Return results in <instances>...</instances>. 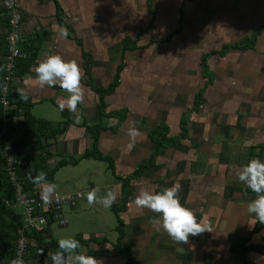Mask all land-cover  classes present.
Returning <instances> with one entry per match:
<instances>
[{"label":"crops","instance_id":"0c3cea01","mask_svg":"<svg viewBox=\"0 0 264 264\" xmlns=\"http://www.w3.org/2000/svg\"><path fill=\"white\" fill-rule=\"evenodd\" d=\"M18 1L22 6L25 16L21 46L29 55L32 53L37 54V59L31 71L16 81L15 88L17 92L18 89L27 91L28 99L25 102L26 104H32L31 106H27L32 115L35 108L42 107L44 104H50L52 106V115L54 113L56 118H60V114L57 113L60 112L61 119L50 120L46 117L38 119L47 120L53 125H58L65 120L59 103L68 96V93L63 91L58 85L51 88L47 86L44 88L39 87L34 69L40 60L51 54H59L65 60H75L84 74L82 52L85 50L92 55L94 60L92 75L95 82L98 85L106 87L111 83L117 67L121 63L124 38L129 37L136 42L138 48L134 50L129 49L124 52L126 65L121 72L120 84L113 94L105 97L109 109L128 108L129 113L127 119L117 132L111 130L102 131L99 140L101 151L104 154L112 155L116 160V172L126 176L131 174L137 165L145 158H148L153 152L154 143L149 137L151 129L160 123H168L170 125L169 134L171 136H177L180 133V121L183 112L193 106L195 94L206 83V78L202 74L203 56L206 53H201L196 61L198 65H202L199 70V76L185 73L182 75L184 81L175 82L176 78L171 76L167 81L164 79L165 81L161 84H152V88H150V83L146 84V90L144 88V83L146 82H143L142 86H140L138 78H133L135 64L133 53L144 49L142 46L146 45L139 42L155 28L154 24L152 29H148L151 21L154 19L155 23L156 18V12L154 16L149 9L148 0H143V2L145 3L146 11L151 15L149 25L140 30L139 34H137L138 36L135 37L131 34L121 35L119 33L131 28L130 26H132L131 23L133 22L131 19L138 13L133 4V1L137 0H114L116 4L114 5L113 3L111 6L108 5V0H57L63 8L62 19L66 25H70L73 28L71 35H68L67 32L66 37L61 35L63 31H67V27L60 23L56 0ZM107 6L110 7L109 10ZM124 15L127 18L130 17L126 20V23H123V21L122 24L117 22L116 17L122 16L123 18ZM106 18L108 19L107 21ZM77 39H81L83 45H80ZM117 42H119V46L112 53L111 46H114ZM113 60L115 61L113 62ZM112 63H114V68L110 71L108 68ZM201 79H205L203 84H201ZM82 84L86 89L84 103L78 105L76 112H69L67 108L64 109L70 113L71 118L78 125H71L66 132L59 134L58 140L52 145V147H56L55 151L67 154L69 157L75 154H78L80 157L90 148L92 143L90 130L87 126H81V123L85 119L91 122L92 119H96L99 116V95L83 81ZM155 87H160L161 89L157 90ZM213 88H215V75L211 84L206 87L205 96L207 91L209 92ZM227 109L236 113L240 111L238 106L234 110ZM236 117L234 125H241V123L239 124L238 115ZM144 119L146 120L145 124H147V128L142 127L138 123H144ZM130 120L136 122V128L139 132V135L135 139V144L131 149L128 148L131 141L127 134ZM117 123L118 119L114 118L113 123L109 125L115 126ZM247 125L249 127L250 124ZM256 125L259 126L260 124ZM261 129L262 127H259L253 137L249 133L247 139L252 143H261L263 140L261 139L262 137H259V134H264L261 132ZM192 131L193 128L191 127L190 135H192ZM190 139L191 137L189 141H191ZM183 140L181 141L182 144L186 143V140ZM62 147L63 149L61 150ZM177 152L178 154H169V148L166 149L163 154L157 157L156 163L158 167L161 168L171 162L175 165L177 161H187V154L184 151L180 150ZM212 155L210 153L209 156L211 157ZM62 157L64 155L61 157L55 155L52 160L57 163ZM69 157L67 159L72 160ZM209 159L206 154L202 164L208 162ZM83 160L85 159H81L78 165ZM242 166L243 163L231 165L232 173L236 175V178H238L236 173ZM149 170L145 172L147 173ZM202 177L199 175V178L204 179ZM199 178H196L194 185H192L197 192L193 204L189 203L187 205L186 202L184 205L192 209L194 208L199 214L197 218L210 224L212 231H205L200 235L190 236L188 243L184 244H177L166 232L156 230L150 223V220L158 214L147 209L137 208L134 204V197L141 188L147 186L146 189L148 190L158 191V187L155 186L156 183H149L148 181L144 183L141 178L140 182L139 179L132 181V188L134 187L133 197L128 204V209L121 214L126 223V237L122 240V244L124 247L132 248L134 255L142 264L236 263L239 253L237 241L239 238L250 233L257 221L253 214L247 212V205L255 198V194L247 193V199L238 201L222 198V194H220L221 189L218 185L206 181L207 179H204L205 183L198 181ZM116 181L115 193L117 194V200L115 204L121 198V183L118 179ZM215 193L220 195L214 196ZM78 207L79 204L77 203V206L72 209L75 210ZM103 236L104 233L102 232L95 233L90 237L83 236L84 242L81 244L83 252L94 256L102 264H130L123 254L114 250L112 243L103 240ZM89 239H97V241H89ZM251 242L257 245H264V229L254 234ZM249 261L250 264H264V249L261 251H250Z\"/></svg>","mask_w":264,"mask_h":264},{"label":"rangeland","instance_id":"374dc122","mask_svg":"<svg viewBox=\"0 0 264 264\" xmlns=\"http://www.w3.org/2000/svg\"><path fill=\"white\" fill-rule=\"evenodd\" d=\"M116 1L108 0V5L111 6L113 3L115 5ZM133 4L138 13L131 19L133 21L131 28L123 30L119 33L121 35L138 36V32L149 25L151 15L146 11L143 0L133 1ZM107 8L109 10L110 7ZM152 8L156 12L155 28L139 42L146 45L142 46L144 49L133 53L135 62L133 78H138L140 86L146 82L145 90L146 84L150 83L152 88V84H161L171 76L176 78L175 82L184 81L182 75L185 73L199 76L202 65H198L196 61L201 53H209L208 63L210 70L215 73V88L207 91L199 112L191 117L189 123V127L193 128L192 135L189 134L191 141L188 138L185 139L186 143L181 142L179 145L169 147V154L184 151L187 154V161H177L175 165L171 162L161 168L156 163V169L144 172L137 179L139 182L141 178L144 183L147 181L156 183L158 191L179 184V197L183 205L186 202L187 205L193 204L197 192L192 185L199 175L207 179L206 181L218 185L222 198L236 201L247 199V193L253 192L240 182L235 174L233 175L231 165L237 163L245 165L253 158L264 161V134H259L263 140L261 143H252L247 139V135L251 133L253 137L259 127H262L261 132L264 133V30L258 37L254 49H232L224 56L213 54L212 51L220 50L224 43H234L251 34L264 20V0H153ZM129 18L125 15L123 18L116 17L120 24L122 21L126 23ZM2 34L0 29V37ZM134 43L130 39V46ZM118 46L119 42L111 46V52H115ZM5 53L3 51L2 56ZM113 68L114 63L108 69L112 71ZM204 80L201 79V84ZM155 88L159 90L160 87ZM237 106L240 110L237 113L227 109L234 110ZM51 111L52 106L44 104L35 108L32 113L37 118L61 119L60 112H57L60 118H56ZM106 111L109 112L111 109L107 107ZM237 115L241 125H234ZM114 118L117 119L103 117L102 121L105 124H112ZM96 121L98 118L91 120L92 123ZM145 121L144 119V123H138L147 128ZM148 123L150 124L149 120ZM247 124H250L249 127ZM42 139L44 140L43 137ZM57 140L58 137L48 138L47 142L44 141L43 147L40 146L33 151L31 160L35 165L51 169L56 165L52 160L55 155L69 157L55 151L56 147H52ZM210 153L213 154L211 157ZM206 154L210 159L202 164ZM72 157L69 158L73 160L79 156L75 154ZM204 179L199 178L198 181L205 183ZM116 180L108 167V162L94 158H85L79 165L69 164L61 168L54 176L56 190L61 194H79V207L74 210L70 205H65L64 210L69 224L64 227L53 225L51 228L53 238L90 237L102 232L108 242H116L118 220L112 206L104 208L99 203L90 205L84 196L92 189L99 190L98 196H103L109 190L115 192ZM216 195L215 193L214 196ZM16 210L19 213L23 212V207L18 206ZM192 210L199 216L194 208ZM80 251L83 252V249Z\"/></svg>","mask_w":264,"mask_h":264},{"label":"trees","instance_id":"16d2710c","mask_svg":"<svg viewBox=\"0 0 264 264\" xmlns=\"http://www.w3.org/2000/svg\"><path fill=\"white\" fill-rule=\"evenodd\" d=\"M152 1L148 0V6L151 12L155 16V11L152 9ZM56 5L58 9V17L60 23L62 25H66L61 15L63 13V8L60 3L56 0ZM154 25V19L151 21L148 29H152ZM0 29L3 33L0 37V80L2 74L4 72L5 65V55L2 56L3 51H7L6 44V32L5 29L7 27L6 21L0 17ZM68 35H71L73 32V28L70 25H66ZM264 30V20L263 22L249 35H245L239 41L234 43H224L220 50H214L213 54H220L222 56L226 55L232 49L238 50H249L254 49V46L257 43L258 37L262 34ZM143 32V31H142ZM141 32V33H142ZM80 45H83L81 39H77ZM130 38L127 37L123 43V53L121 63L118 65L114 78L108 86H101L95 82V79L92 75V65H93V57L89 52L83 50V58H84V76L82 81L88 85L96 94L99 95V116L98 121L95 123H91L87 119H85L81 126H87L91 133L92 143L90 148H88L78 159H73L72 161L68 160L65 157H62L56 165H54L51 169H46L44 167H40V165H35L32 159L33 151L38 147H43L48 141V138H56L59 134H62L67 131V129L71 125H78L75 120H73L70 116V113L63 110V116L65 120L58 125H53L51 122L47 120H42L34 117L27 106H31L32 104H26L25 100L20 98L15 87L12 88L11 91V102L13 105V109L11 112L12 122L9 132V138L11 139L12 144L14 145L16 152L19 156L26 158L29 161V166L23 168L21 170V174L24 178L26 186L29 190H33L35 188V184L30 180V176L34 177L37 172L44 171L47 174V180L49 182H53L54 176L60 168L69 165L75 164L77 165L81 159L85 158H94L99 161L108 162V167L111 169L113 175L118 179L121 183V200L120 203L113 204L112 210L117 216L118 225L116 226V231L118 232L117 241L112 243V247L118 253H121L125 256L126 260L130 264H142L136 256L134 255V251L130 247H124L122 244V240L126 237V223L122 217V212H125L128 209V204L133 197V188L132 181L137 179L140 175H142L146 170L156 169V160L157 157L163 154L166 149L176 144L181 143L183 139L189 138L190 127L189 123L191 121V117L194 113L199 112L204 100H205V90L206 87L211 84L214 79V72L210 70V65L208 63L209 53H206L203 56V67L202 74L204 78H206V83L203 87H201L194 97V104L191 108L184 111L180 121L181 131L177 136L169 135V126L165 123L158 124L155 128L149 131V137L154 143V150L148 158H145L142 162H140L135 170L126 176H120L116 172L115 158L112 155L104 154L99 146V140L102 131L111 130L113 132H117V130L122 126L125 120L128 117L129 110L128 108H121L116 110H111L109 112L106 111L108 104L105 100L107 95L113 94L121 81V72L125 67V58L124 52L126 50H134L137 49L138 46L136 42L130 46L129 44ZM37 54L32 53L30 57L24 59H18L17 62V76L19 78L24 77L31 71L32 66L36 63ZM18 108L23 110L22 113L18 111ZM103 117H116L118 119V123L115 126L105 124L102 121ZM3 114H2V106L0 104V126L2 122ZM19 118V119H17ZM40 136V137H39ZM44 138V140L42 139ZM41 138V139H40ZM15 200V190L11 182L9 181L7 171H6V161L3 155V146L0 142V264H11V261L14 259L15 254V242L17 237V230L19 226L22 224L21 216L22 214L15 210L12 206H9L7 201ZM264 229V223H260L256 221L255 226L252 231L238 239V259L235 264H250L249 261V252L250 251H261L264 249V245H257L251 242V239L254 234L260 232ZM35 239V243L37 246H42L46 249H53V251L58 250V239L53 238L51 234V229H48L42 233H37L31 235ZM75 239L79 240L82 244L84 239L82 236H77ZM14 240V245H13ZM93 239H89L92 241ZM103 240L108 241L106 238ZM32 251H35V246H32Z\"/></svg>","mask_w":264,"mask_h":264},{"label":"clouds","instance_id":"9594fccd","mask_svg":"<svg viewBox=\"0 0 264 264\" xmlns=\"http://www.w3.org/2000/svg\"><path fill=\"white\" fill-rule=\"evenodd\" d=\"M61 35L66 37L67 31H63ZM34 71L39 87L51 88L58 85L68 93V96L59 103L62 111L67 108L69 112H76L78 105L84 103L86 93L82 84L84 74L75 60H65L59 54H51L40 60ZM18 93L22 100L28 99V93L24 89H18ZM127 134L131 141L128 148L131 149L139 135L134 120L129 121ZM237 177L255 194V198L247 205V212L253 214L258 222L264 223V161L259 158L249 160L240 168ZM29 178L33 184L40 186V199L45 205H50L54 199L59 202L56 185L47 180L44 171H39L34 177ZM98 191L92 189L84 194L88 204L99 203L104 208H110L116 202L117 194L114 191L109 190L103 196H98ZM179 191V184L160 191L141 188L134 197V204L137 208L158 214L150 220L156 230H163L175 243L184 244L188 243L190 236L210 232L212 229L210 224L199 220L192 209L180 202ZM57 244L58 250L49 253L51 264H102L94 256L80 251L81 243L75 238H59ZM11 264L24 262L21 258H16Z\"/></svg>","mask_w":264,"mask_h":264},{"label":"built area","instance_id":"2783aa9c","mask_svg":"<svg viewBox=\"0 0 264 264\" xmlns=\"http://www.w3.org/2000/svg\"><path fill=\"white\" fill-rule=\"evenodd\" d=\"M0 17L7 23L5 29L7 51L4 72L0 80V104L3 114L0 142L3 146L7 175L15 190V200L7 203L15 210L18 206L23 207V212H20L22 224L17 230L14 259L21 258L24 264H51L49 253H53V249L37 246L31 235L51 229L53 225L67 226L69 220L64 207L68 204L71 208H75L79 194H61L56 191V196L60 197L59 202L54 199L50 205H45L40 199V186H35L33 190H29L26 186L21 170L29 166V161L18 155L9 138L13 120L11 112L14 108L11 91L18 78L17 62L18 59L28 57V53L21 46L25 16L18 0H0ZM18 111L23 112L21 108H18ZM32 246H35V251H32Z\"/></svg>","mask_w":264,"mask_h":264}]
</instances>
